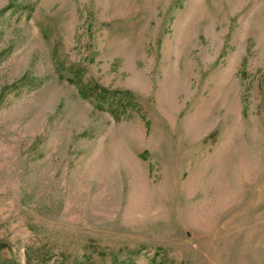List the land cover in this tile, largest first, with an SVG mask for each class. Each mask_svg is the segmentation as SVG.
Instances as JSON below:
<instances>
[{
	"label": "rangeland",
	"instance_id": "374dc122",
	"mask_svg": "<svg viewBox=\"0 0 264 264\" xmlns=\"http://www.w3.org/2000/svg\"><path fill=\"white\" fill-rule=\"evenodd\" d=\"M0 264H264V0H0Z\"/></svg>",
	"mask_w": 264,
	"mask_h": 264
}]
</instances>
